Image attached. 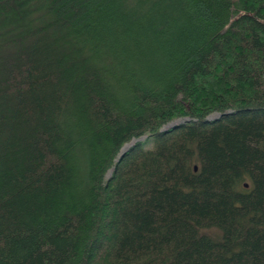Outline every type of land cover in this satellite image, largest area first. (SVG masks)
<instances>
[{"label":"trees","instance_id":"obj_1","mask_svg":"<svg viewBox=\"0 0 264 264\" xmlns=\"http://www.w3.org/2000/svg\"><path fill=\"white\" fill-rule=\"evenodd\" d=\"M0 264H264V0H0Z\"/></svg>","mask_w":264,"mask_h":264},{"label":"rangeland","instance_id":"obj_2","mask_svg":"<svg viewBox=\"0 0 264 264\" xmlns=\"http://www.w3.org/2000/svg\"><path fill=\"white\" fill-rule=\"evenodd\" d=\"M215 116H217V114H216V113H212V114L208 115L207 118H214ZM186 119H187V118H176V119H174V120H172V121H169V122L165 123V124L162 126V128L164 129V128L170 127V126H172V125H174V124H177V123L183 122V121H185ZM138 139H139V140L143 139V136L140 137V138H138ZM138 139H132V140H130L128 143H125V144L121 147L120 152L124 151V150H125L126 148H128L131 144H133V142H134L135 140H138ZM110 172H111V168L107 170V172H106V176H108V175L110 174ZM201 231L204 232V233H207V234H213V233H215V231H214L213 229H206V230H201Z\"/></svg>","mask_w":264,"mask_h":264},{"label":"water","instance_id":"obj_3","mask_svg":"<svg viewBox=\"0 0 264 264\" xmlns=\"http://www.w3.org/2000/svg\"><path fill=\"white\" fill-rule=\"evenodd\" d=\"M123 152V151H122ZM196 169V167L195 166H193V170H195Z\"/></svg>","mask_w":264,"mask_h":264}]
</instances>
